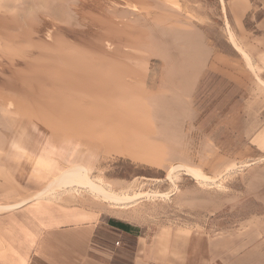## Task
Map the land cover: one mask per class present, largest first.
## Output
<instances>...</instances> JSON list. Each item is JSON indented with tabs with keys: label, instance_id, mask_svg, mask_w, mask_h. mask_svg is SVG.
<instances>
[{
	"label": "rangeland",
	"instance_id": "1",
	"mask_svg": "<svg viewBox=\"0 0 264 264\" xmlns=\"http://www.w3.org/2000/svg\"><path fill=\"white\" fill-rule=\"evenodd\" d=\"M254 16L226 0H0V213L53 199L138 225L171 264L181 240L184 264H264ZM115 238L130 264L134 241Z\"/></svg>",
	"mask_w": 264,
	"mask_h": 264
},
{
	"label": "crops",
	"instance_id": "2",
	"mask_svg": "<svg viewBox=\"0 0 264 264\" xmlns=\"http://www.w3.org/2000/svg\"><path fill=\"white\" fill-rule=\"evenodd\" d=\"M253 1L226 0V3L230 13L243 21L254 16L256 9H264V0H255L256 5L260 4L258 6L253 5ZM254 27L264 31V12L254 16ZM69 209L53 199H31L0 213V264H125L115 257H124L128 251L119 247L117 236L134 241L130 264L170 262L169 252L156 250L154 253L150 249L152 246L141 240L142 231L140 236L132 237L119 227L108 224L112 218L108 214L78 209L73 216L74 211ZM98 227H108L115 236L101 233ZM111 238L118 244L111 246ZM184 243V240L179 241L176 264H184ZM154 258L157 263L152 262Z\"/></svg>",
	"mask_w": 264,
	"mask_h": 264
},
{
	"label": "trees",
	"instance_id": "3",
	"mask_svg": "<svg viewBox=\"0 0 264 264\" xmlns=\"http://www.w3.org/2000/svg\"><path fill=\"white\" fill-rule=\"evenodd\" d=\"M108 224L115 225V226L119 227L120 229L126 231V233H128L132 237L140 236V233H141V230H140L139 227L132 226V225H129V224H126V223H123V222H117V221H114V220H109ZM98 230L101 233L107 234L108 228L98 227ZM94 241H98V240L94 239Z\"/></svg>",
	"mask_w": 264,
	"mask_h": 264
},
{
	"label": "bare ground",
	"instance_id": "4",
	"mask_svg": "<svg viewBox=\"0 0 264 264\" xmlns=\"http://www.w3.org/2000/svg\"><path fill=\"white\" fill-rule=\"evenodd\" d=\"M247 58V57H246ZM248 59V58H247ZM67 175L69 176L68 178H71L72 180H76V181H80L81 180V176L78 173H71L69 175V173H67ZM85 182V181H84ZM81 183V182H80ZM108 198H116L113 194H107Z\"/></svg>",
	"mask_w": 264,
	"mask_h": 264
},
{
	"label": "built area",
	"instance_id": "5",
	"mask_svg": "<svg viewBox=\"0 0 264 264\" xmlns=\"http://www.w3.org/2000/svg\"><path fill=\"white\" fill-rule=\"evenodd\" d=\"M116 244H118V242H116Z\"/></svg>",
	"mask_w": 264,
	"mask_h": 264
}]
</instances>
